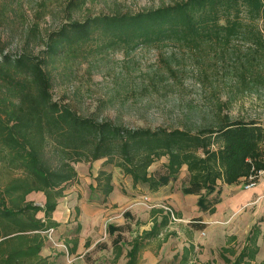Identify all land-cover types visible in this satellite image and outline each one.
I'll list each match as a JSON object with an SVG mask.
<instances>
[{
  "label": "trees",
  "instance_id": "obj_1",
  "mask_svg": "<svg viewBox=\"0 0 264 264\" xmlns=\"http://www.w3.org/2000/svg\"><path fill=\"white\" fill-rule=\"evenodd\" d=\"M83 4L78 0L70 6ZM149 46L191 53L202 66L203 81L211 87L222 81L227 87L224 95L213 87L214 101L200 123L172 129L128 127L80 116L53 99L59 66L87 52L129 53ZM247 94L264 100V0H175L136 13L89 15L66 20L45 36L37 52L1 49L0 178L7 177L0 181V264H48L41 250L48 231L58 226L52 213L65 188L77 179L75 164L80 162H102L90 188L103 196L113 190L112 171L103 169L107 165L128 176L133 187L146 186L151 192L175 180L185 166L188 181L182 192L199 195L202 209L219 185L246 183L264 169V125L259 118L233 117L230 111ZM163 157L165 172L150 174V166ZM33 193L44 197L42 205L27 200ZM209 212L214 208L209 206ZM150 213V230L128 242L124 264H138L148 241L170 221L162 208ZM255 229L238 252L230 248L236 237L229 236L221 258L229 264H252L259 251ZM192 248L183 249L178 264H192ZM122 250V245L113 247L115 261Z\"/></svg>",
  "mask_w": 264,
  "mask_h": 264
},
{
  "label": "rangeland",
  "instance_id": "obj_2",
  "mask_svg": "<svg viewBox=\"0 0 264 264\" xmlns=\"http://www.w3.org/2000/svg\"><path fill=\"white\" fill-rule=\"evenodd\" d=\"M72 1L74 3L78 0H0V8L6 5L5 16L0 20V50L12 53L23 50L37 52L45 36L59 29L68 19H83L89 15L117 12L136 13L175 0H84V4L77 9L70 6ZM85 55L86 57L81 56L64 67L59 66L58 70L54 71L52 87L53 99L68 104L80 116H92L98 120L109 119L128 127L161 126L172 129L190 126L200 123L208 114L210 104L214 101L210 97L213 87L215 86L221 95H224L227 88L222 81L214 83L213 87L203 81L200 73L202 66L194 62L192 54L178 53L173 47H138L129 53L115 50L102 55L88 52ZM204 69L211 72L209 67L205 66ZM240 97L241 100L230 110L233 117L238 115L244 118H259L264 125L263 98L259 100L256 95L248 94ZM166 161V157H163L154 162L149 168L150 174L157 177L163 174ZM99 162H96V165ZM78 165L83 167L87 164H75L76 167ZM105 168L116 170L111 165ZM6 177L0 178V181H6ZM176 179L171 181L172 185L176 184L182 190L187 185V171L180 170ZM146 189L148 190L147 187ZM236 193L242 194L238 191ZM212 194L211 198H208L211 202L218 199L216 193ZM143 195L145 194L133 195L144 203H140L142 208H146L145 204H148L150 209L153 205H167L153 204L145 200L146 198L143 199ZM248 199L244 202H248ZM27 200L41 204L42 195L29 194ZM97 201L103 203L102 198L98 196ZM183 203V212L187 214L185 218L171 209L176 221H171L170 225L175 228L172 231L177 233L176 236L163 251L157 250L153 253V248L156 247L154 241L148 245L152 248L149 251L157 261L156 264H178L184 244L188 247L191 242V232L198 235L189 254L192 262L229 264L220 256L228 237H236L230 248L238 252L247 234L255 228L258 230L259 251L252 264H264V204L247 208H243V205L237 206L232 214L223 213L224 222L214 223L223 227V230L214 229L210 240L207 241L203 226L194 222L197 220L190 210L191 205ZM145 211L139 212L142 218H138V223L135 222L136 216L130 211L126 214L125 211H119L121 215L118 213L110 217L103 215L101 224L96 227L100 229V234L96 236L98 243L90 250L78 253L77 249L71 252L73 245L64 237L74 235V227L61 230L60 233L49 231L46 240L49 251L46 256L48 264H122L124 257L116 262L113 260L112 240L117 236V232H109L108 224L114 221L123 228L121 237L125 242V254L128 242L132 240L135 232L142 226H150L149 218L144 216ZM38 216H42V213H38ZM179 218L182 219L178 220ZM73 222H69V227ZM226 254L232 260L231 255L228 252Z\"/></svg>",
  "mask_w": 264,
  "mask_h": 264
},
{
  "label": "crops",
  "instance_id": "obj_3",
  "mask_svg": "<svg viewBox=\"0 0 264 264\" xmlns=\"http://www.w3.org/2000/svg\"><path fill=\"white\" fill-rule=\"evenodd\" d=\"M101 163L102 162L100 161L97 165L96 163H92L91 166L90 164H87L83 167H79L80 165H78L77 167L75 166V169L77 171V179L65 188L64 197L58 201V204L54 212L52 213V220L58 225L54 229L55 233H60L61 230L64 231L67 228L74 227V235H64V237H66L67 240H70V243H72L73 245L71 252L76 249L77 253L82 250L87 251L90 250L92 246L98 243L99 239H97L96 236L100 234V229H96V227L101 224L103 215L110 217L112 215H118V213L119 215H121V213H123L124 211V214H126L127 211H130L133 215L136 216L135 222L138 223V218H142L140 217L139 212H141L142 210H146L144 216L149 218L150 226L148 227L145 225L138 229L134 235V237H136L141 235L143 231L150 230L152 226V217L150 211L152 208H161L156 207L153 204H167L164 206H168L170 209L176 210L177 212L182 214V216L180 217L185 218L187 214L183 212L184 207L182 205H184L183 202H187L191 205L190 210L194 214L193 217L197 220L194 222H198L203 226V234L205 235L206 240L208 241L210 240V235L213 234L212 231H214V229L223 230V227H219V225L214 224L224 222L223 213L232 214L234 212L233 210L237 206L240 207L243 205V208H247L259 207L264 204V180L260 181V183L252 189H243L240 184H221L217 188L218 202L213 204V201H209V199L213 195L210 194L206 197L205 205H207V208L202 209L197 205L199 195L184 194L182 190L177 187L176 184L172 185L171 181L173 180H170L165 186L161 187L158 191L151 192L147 190L145 186L139 185L133 187L131 184V179L128 176H124L123 174L119 173V170L117 169L115 171H112V192L108 196H103L97 193L96 191H92V189L90 188L91 184L94 186V182L91 179L93 176L96 175L97 171L101 169ZM103 169L106 168L104 167ZM181 170H184L186 172V167L183 166ZM176 180L177 179H175V181ZM238 188H240L241 190H237ZM236 191L242 194H238L236 193ZM139 193L145 194L141 197H143V199L146 198V200H149L150 202H153V204L151 203V205H153L154 207L151 206L150 209L148 207V204H145L146 208H142V205L140 203H142L143 205L144 203L140 202V200H138L136 197H133V195H137ZM97 196L102 198L103 203L97 201ZM253 196L255 197L252 199ZM246 199H248L249 201L244 202ZM179 201H181V203ZM43 202L44 198L42 196V203L40 205H42ZM241 202L244 203L240 205ZM209 206L214 208L213 213L209 212ZM119 211L122 212L120 213ZM227 216L228 215H226V217ZM181 219L179 218L178 220ZM119 220L120 218L117 219V221ZM70 221H74L71 224V227H69ZM171 221H173V219H170L168 225L160 231L156 238L148 241L145 248L141 251V259L139 258L138 264L157 263V261L153 259L151 252L149 251V249L152 248H149L148 245L151 241H154V243L156 244V247L153 248V253H155L157 250L163 251L165 249L167 244L177 234L175 231H172L175 230V228L171 227ZM108 226H112L118 229L115 231L117 232V236L114 240H112V249L115 245L124 246L125 242L121 237L123 234V228L121 227V225L119 223H114L113 221L108 224ZM115 232H113L112 234H114ZM197 237L198 235L194 232L189 233V239H191V242L188 247L186 246V244H184L183 249L193 247V241ZM47 247V242H45V245L41 250V255L43 257H46L49 254ZM85 251L83 253H85ZM121 257H124V260H126L125 254H123V252ZM121 257H119V259ZM124 263L125 261L122 264ZM192 264H195V261L192 262Z\"/></svg>",
  "mask_w": 264,
  "mask_h": 264
},
{
  "label": "built area",
  "instance_id": "obj_4",
  "mask_svg": "<svg viewBox=\"0 0 264 264\" xmlns=\"http://www.w3.org/2000/svg\"><path fill=\"white\" fill-rule=\"evenodd\" d=\"M262 180H264V169L258 171L255 175L249 177L247 182L244 184H241V186L243 189H252V188H255L260 183V181H262ZM152 207H154V206H152ZM161 208L169 214L170 219L175 220V217L173 216V212L168 206L163 205V206H161ZM49 231H52V229H50Z\"/></svg>",
  "mask_w": 264,
  "mask_h": 264
}]
</instances>
